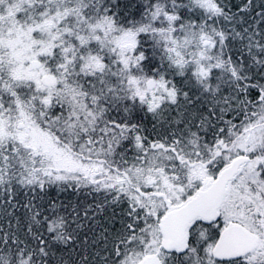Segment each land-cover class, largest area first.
Here are the masks:
<instances>
[{
  "label": "snow or ice",
  "instance_id": "1",
  "mask_svg": "<svg viewBox=\"0 0 264 264\" xmlns=\"http://www.w3.org/2000/svg\"><path fill=\"white\" fill-rule=\"evenodd\" d=\"M0 264H264V0H0Z\"/></svg>",
  "mask_w": 264,
  "mask_h": 264
}]
</instances>
